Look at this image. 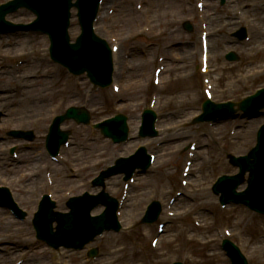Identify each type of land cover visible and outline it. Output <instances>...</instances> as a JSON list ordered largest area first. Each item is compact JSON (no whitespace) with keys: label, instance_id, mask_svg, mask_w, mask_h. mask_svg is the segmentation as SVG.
<instances>
[{"label":"rangeland","instance_id":"1","mask_svg":"<svg viewBox=\"0 0 264 264\" xmlns=\"http://www.w3.org/2000/svg\"><path fill=\"white\" fill-rule=\"evenodd\" d=\"M2 1L4 0H0V2ZM196 1L147 0V6L144 5L145 7L143 6L141 10L137 11L135 8L137 0H107V10H113L112 6L117 9L113 15L115 18L114 20L112 18V23L100 21L98 27V29L100 28L99 31L102 32L100 33L108 40L111 37H118L123 42L124 47L133 46L132 53H135L133 57H130L127 73L124 81H122L125 91L114 99L111 98L110 87L104 90L95 89L98 94L89 101L75 99L77 98L74 94L75 90L73 87L67 86L64 73L55 70L48 64L41 63L42 59L40 58L45 56L49 46L47 38L28 34L19 39L14 49L10 47L3 49L5 46L0 47V59L6 53L12 54L19 50H25L31 56L30 61L19 70L20 72L9 66L0 75V109L7 111V115L4 116L0 124V136L21 122L22 125L34 126L38 138L44 139L50 121L48 117L53 112L61 111L72 100H76L77 103L86 102V105L94 110L93 115L98 120L124 109L129 117L130 128H133V135H135L136 127L138 129L140 123V113L144 107H147L150 95L153 92L158 93L160 98L158 104V112L161 116L160 126L167 129L160 135H163V138L168 137V140L161 146L157 154L159 170L156 173L151 171L147 175L140 176L137 187L132 190V200L126 206V210L131 212L134 210V204L138 198L137 194L155 195L149 194L151 188L158 189L161 186H166L170 190V197L173 196L174 191L180 188L181 171L188 142L190 139H195L202 143L200 158L195 165L193 177L189 180L192 182V186L190 182L186 189V195L181 197L182 202L178 208H174L173 211L179 214L169 221L165 233L160 236L159 248L152 249L149 246L151 236L153 234L158 235L154 226L150 227L138 222L139 216L143 214L144 204L150 200L147 196L139 210L134 213L136 214L134 219H138L132 223L134 225L130 230L126 227L121 234L110 232L108 234H112L114 239L106 238L93 244L102 250L96 261L88 260L86 251L76 253L62 250L60 253H55L36 240L31 217L39 197L33 193L34 182H39L36 180L39 175L32 173L31 177L21 178L18 183L14 179H18L19 175H26L30 171H36L39 166L36 161L39 162L42 156L39 155L38 159L33 156L34 161L23 160L20 164H15L19 169H27L19 175V172L9 174L12 176L8 178L10 182L16 183L15 190L19 194L16 197L22 203L23 208L28 211L29 217L26 221L29 223L16 221L6 211L0 209V232L7 234L4 239L14 244L15 250H17V252L12 251L13 248L10 247L7 249V246L10 245H1L0 254L7 255V260L1 261L0 257V263L11 264L15 259L24 258L23 264H109L112 257H117V259H113L111 264H166L176 259L186 262L188 256L192 255L195 261L190 264H227V260L219 247L220 237L224 234V227L227 226L235 232V240H244V251L251 259V264H264V247L261 249L262 244H264V231L261 229L264 226V217L255 216L244 208L234 206L224 209L225 211L221 213L223 209L220 208L217 198L210 193V184L217 174L234 170L227 165L225 159L227 153L230 151L247 152L255 143L256 127L258 126L253 127L252 123L254 120H257L258 124L262 123L264 118L252 119L248 123L237 121L239 124L234 126L236 132L234 135H229L230 124H228L227 129H224L223 132L220 130L219 139L217 138L218 134L199 133V129L202 127L206 129L205 123L197 126H181L185 119H189L199 109L203 100L202 75L196 67L200 59L199 33L201 30L195 7ZM244 1L247 3V0ZM253 1L260 3L262 0ZM237 3L238 0H233L231 9H235ZM259 3L257 5H261ZM207 4L206 15L208 18L206 21H210V28L215 32L211 36L212 45H214L211 49L216 97L220 100L236 99L235 101H239L244 96L253 93L256 88L264 85V71L248 80H240L246 74L254 75L261 67H264V51L257 49L259 45L264 46V39L255 35L257 41L250 47L231 45V32L240 26L237 23V16L233 12L234 19L231 20L229 27L227 25L223 28L221 26L224 21L223 16L230 13L220 5V0H207ZM257 10L259 11L260 8L258 7ZM262 14H264L263 11ZM24 16L30 19L31 14L22 11L18 13L17 18ZM146 18H152L154 21L152 34L144 32L146 23H148ZM125 19H130V24L125 23ZM77 20L76 18V24L78 23ZM186 20L192 24V32L184 29L183 22ZM76 27L79 30V26ZM230 48L235 49L240 55L238 62L230 63L224 59L226 51ZM142 49L147 50V53H142ZM157 54L169 57L167 59L168 67L160 88L154 87L151 82ZM24 57L27 58L26 55ZM4 63L7 66L12 64V61ZM47 72L48 74L44 75ZM26 75L31 76L30 84L22 83L26 80ZM81 79L79 78V80ZM139 81H141L140 86L136 87V90L133 89V85L135 86ZM232 82H237L239 86L231 93L229 88ZM84 89L88 91L85 96L91 93L87 87ZM77 90L82 91L81 88ZM40 103H44V105L38 107ZM13 115L22 116V118L13 120L11 118ZM66 127L73 131L72 144L75 146L70 149V153L74 157L72 160L76 161V165L81 168L78 169V180L55 178L58 186L56 188L57 194L62 195L67 189L76 190L72 195L78 194L84 189L95 192L96 189L91 186L90 179L98 170L112 164L117 157L126 155L125 151H129L127 154L131 153L132 148L121 151L120 149L124 148V145L118 146L110 143L111 145L107 149V152H110V161L91 166L99 154L104 153V150L98 148L99 144L103 145L102 142L96 141L97 145L93 140V138H97L96 135H100L99 132L92 127L80 126L76 123H66ZM87 140L90 141L88 143L89 150L84 148ZM7 143L0 141V157H3V147ZM90 144L96 148H91ZM148 150L156 153L154 149ZM169 151L171 154L167 155ZM25 156L27 157V154H24ZM69 162L68 158L64 166H57L67 175L71 173L68 170ZM84 167L92 168L89 170ZM174 167L176 170H172ZM203 173L205 174L204 179L199 177ZM120 176L110 179L108 187L111 188L118 183L121 185L122 176ZM33 178L35 179L33 180ZM0 182L6 181L0 176ZM65 201L66 198L59 203L60 210L65 209ZM102 209V207L98 208L95 213H100ZM185 209H188L190 214L198 219L201 226H195L190 215L182 216ZM217 212L218 215L215 217ZM230 220L231 223L227 224ZM0 244L6 243L0 242ZM113 250L116 251L115 255L111 253Z\"/></svg>","mask_w":264,"mask_h":264},{"label":"water","instance_id":"2","mask_svg":"<svg viewBox=\"0 0 264 264\" xmlns=\"http://www.w3.org/2000/svg\"><path fill=\"white\" fill-rule=\"evenodd\" d=\"M60 1H62V9H63L62 12H60L56 6V3L58 2V4H60ZM70 1L71 0H48L47 4L50 6L51 9H53V13L56 17L50 15L45 17L44 15H42L40 17V21H38L36 25L38 28L48 31L53 36L55 41L58 42L62 41L65 47L67 44L65 31L68 26V17H69L68 10L71 7ZM90 1L93 2L92 5L93 10L91 14L88 15L87 21L85 22V26H86L85 33L82 36V38L79 40L78 43L79 45H77V47L79 48L80 44H82L84 40H88V43H90L94 52L97 51V57H93V63L88 62L89 64H85V63L78 64L73 56H70L69 54L63 52V54H60L61 55L60 60L67 62L71 66V68L76 72L80 73L85 70H88L90 76L92 77V80L99 83H104V78L101 75L100 76L98 75L99 74L98 68L99 65L105 64L106 76L110 75L111 73L110 54L109 52L106 51V49L100 47L101 43L98 40L91 37L88 31V27L91 25V22L97 10V5L99 0H80L79 4L83 7L88 2L91 4L92 2ZM22 4L24 5L27 4V0H24L22 3L16 2L11 8L0 11V27L2 26V19L4 15L9 11L17 9ZM97 47L99 48L97 49ZM55 49L56 47L54 46V52H53L54 57H55ZM64 140L65 138L63 137L62 141ZM93 205L94 204L86 206L85 210H82L80 214L76 213V211L74 210L71 214L64 216L63 219L61 218L58 219L60 222L59 232L61 234H64V238L62 237L63 238L62 240H58L53 243L56 247H58L61 244H66L73 247L82 246L84 243L92 239L98 232H100L102 228H104L105 226L106 227L109 226V224L107 225L105 223H100L101 222L99 221L100 218L92 219L88 217V212L93 207ZM51 223L52 221H49L47 224L50 226Z\"/></svg>","mask_w":264,"mask_h":264},{"label":"bare ground","instance_id":"3","mask_svg":"<svg viewBox=\"0 0 264 264\" xmlns=\"http://www.w3.org/2000/svg\"><path fill=\"white\" fill-rule=\"evenodd\" d=\"M121 7H122V4H121ZM239 7L240 8H245L246 6H244L242 3H239ZM249 12V10H244L243 9V11H242V13H241V17H244L247 13ZM256 22H255V28H257V33H258V36L259 37H261L262 39H264V15H260V16H257L256 15ZM130 19H125V23L127 22V24H130ZM252 27H254V25H252ZM211 57V56H210ZM140 83H141V81H139L136 85H135V87H139L140 86ZM237 86H239V85H237ZM44 105V103H40L39 105H38V107L39 106H43ZM91 145V144H90ZM108 146H109V144L108 143H105L104 145H102V146H99L98 148L100 149V150H104V153H100L99 154V156H98V158H102L103 156L104 157H106V156H108L109 157V154H110V152H107L108 150H107V148H108ZM128 148H131V146H127ZM94 148H96V147H93V149ZM106 155V156H105ZM103 157V158H104ZM106 159V158H105ZM109 159V158H108ZM204 175V174H203ZM203 175H202V178H203ZM113 191L115 192V193H118L119 191H120V188H116V190L113 188ZM164 194H165V192H163V196H164ZM141 195H144V193H141V194H139L138 195V198H137V201H136V203L134 204V210L131 212L130 210H126V211H124V219L126 220V221H131V220H133V218L135 217V214L134 213H136V211L138 210V208L141 206V203H142V198H140L141 197ZM137 196V195H136ZM145 196V195H144ZM126 208V207H125ZM125 210V209H124ZM107 238V237H106ZM109 239L110 238H112V236L110 235V237H108ZM112 239H114V238H112Z\"/></svg>","mask_w":264,"mask_h":264}]
</instances>
